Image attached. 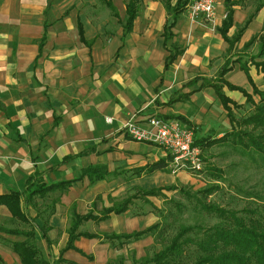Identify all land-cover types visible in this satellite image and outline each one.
I'll list each match as a JSON object with an SVG mask.
<instances>
[{
	"label": "crops",
	"instance_id": "0c3cea01",
	"mask_svg": "<svg viewBox=\"0 0 264 264\" xmlns=\"http://www.w3.org/2000/svg\"><path fill=\"white\" fill-rule=\"evenodd\" d=\"M97 3L0 0V194L21 190L35 173L50 184L74 178L89 164H103L109 174L123 170L119 174L124 175L132 166L152 162L146 157L155 147L128 138L122 125L132 116L144 124L151 115L187 123L185 118L166 116L168 110L177 112L181 103L171 94L162 99L164 91H174L198 74L212 77L225 60L228 43L217 29L210 31L204 19L190 21L184 9V18L180 14L172 28V40L179 34L185 44L183 52L164 69L167 51L161 32L167 13L162 3L153 2L157 13L148 9L138 14L125 34L123 4L122 11L115 9L117 16L112 14L109 36L108 20L97 14ZM77 22L86 43L79 39ZM257 58L264 60V55ZM237 69L245 75L241 84L228 79L227 74ZM248 71L254 82L263 74L255 65ZM224 77L245 90L251 87L237 63ZM206 87L198 88L196 95H214L212 87ZM223 92L236 102L245 100L239 90L224 86ZM158 99L161 106L151 110L149 105ZM83 150L86 153L63 161ZM50 167L62 177L50 174L46 180L43 173Z\"/></svg>",
	"mask_w": 264,
	"mask_h": 264
},
{
	"label": "rangeland",
	"instance_id": "374dc122",
	"mask_svg": "<svg viewBox=\"0 0 264 264\" xmlns=\"http://www.w3.org/2000/svg\"><path fill=\"white\" fill-rule=\"evenodd\" d=\"M98 1L99 5L96 4L97 14L101 15L103 20H108L105 36H109L114 26L112 24L114 16L102 0ZM112 1L116 6L115 9L122 11L125 0ZM232 1L233 24L227 32L228 37L234 36L236 31L243 26L248 15L252 14L253 17L244 28L239 40L234 42L223 56L231 60L239 59V62L248 64L252 60H250L251 56L258 51V36L264 35V0ZM153 2L162 3L161 0L140 1L138 11L140 17L148 9L150 12L153 10V13H157L158 8L154 6ZM149 6L151 8H148ZM259 6L261 7L257 9ZM223 17V0H217L214 20L204 23L207 24L210 31L214 32ZM166 18L169 19L168 16ZM182 18L184 16L181 14L180 19ZM252 21L255 22H253L252 30L249 31ZM245 33H248L246 40L242 41ZM176 35L175 43L183 47L184 42L179 38V34ZM251 36L255 38L251 40L250 44L244 45ZM253 59L258 61L259 58ZM248 66L252 67L253 65L248 64ZM255 67L259 69V66L255 65ZM260 69L263 74L257 77L254 83L259 89H264V65H260ZM227 75L230 81L239 84L245 78L244 73L238 69ZM199 76L201 75L198 74L197 78L203 77ZM187 82L189 81L185 80L180 83L174 91L170 89L164 91L166 93L162 99H168L171 94L176 96L181 103L177 112L166 110V116L180 115V118L187 119L190 125L186 124L192 129L194 128L197 137L216 136L223 131L230 130L229 120L219 100L210 92L196 95L195 91L198 88L197 90L192 89H195L194 87L200 81H197L196 84H185ZM206 88L204 86L201 90L206 91ZM247 88L246 91L251 93L252 88L250 86ZM252 97L254 100L258 99L257 95ZM244 101L237 102L242 106L233 109L236 117L250 111L251 105ZM149 106L151 110L161 106L160 100L158 99L157 102H153ZM122 131L124 130L122 129ZM125 134L128 138L133 139L127 133ZM146 143L155 147L148 152L146 160L156 161L160 157H165L167 167L164 170L136 174L134 171L138 166L135 165L130 170H125L124 175L119 174L122 170L108 174L105 179L94 183H89L84 176L67 189H52L43 194H34L29 197L26 203L20 199L18 205L23 216L19 217L13 216L5 205L0 204V226L6 229H15L20 233L33 231V239L42 260L40 264H138L163 249L180 226L194 224L209 226L218 220L217 217L193 204L187 198V193L196 195L198 190L209 189L205 198L202 194H197V197L222 208L236 210L241 214L247 207L257 206L259 208L262 207L260 204H264V166L259 160H255L238 148H234L230 144H213L204 147L200 151L202 169L193 171L172 163L168 151L161 146L150 142ZM209 167L219 169L221 177L209 174ZM81 169L75 172V177L80 175ZM128 171L130 174H127ZM51 172H53L51 167L47 168L43 173L44 178L46 179L45 175H52ZM53 175L62 177L63 174ZM170 186L173 188H167ZM151 188H160L159 194H144V191ZM256 195H261L260 197L263 198L260 199ZM124 200H127L123 203L126 205L125 211L119 214L110 213L107 218L97 221L89 219L80 222L77 231L96 234L91 238L78 236L73 241L74 246L81 251L75 248L62 250L67 243L68 231L74 213L100 215L106 208ZM155 223H158L157 228L139 238L111 237V235L139 231ZM42 232H45V236ZM24 237V234L0 232V264H21L18 255L12 250L11 242L24 239Z\"/></svg>",
	"mask_w": 264,
	"mask_h": 264
},
{
	"label": "trees",
	"instance_id": "16d2710c",
	"mask_svg": "<svg viewBox=\"0 0 264 264\" xmlns=\"http://www.w3.org/2000/svg\"><path fill=\"white\" fill-rule=\"evenodd\" d=\"M141 0H125V16L122 21L123 33L129 32L133 27V22L139 11V3ZM189 0H161L167 18L162 27V46L167 51L164 58V69H167L177 57L183 52L180 47L172 40L174 33L172 28L175 26L178 16L184 11L185 6ZM105 4L110 8L112 14L117 16L114 5L111 0H104ZM49 3V2H48ZM47 3V6H48ZM224 17L221 24L216 28L221 34L224 41L228 43L227 50L234 42H237L247 24L252 19L250 14L246 18L243 26L239 28L234 36L228 37L227 32L233 24V1L223 0ZM263 6V5H262ZM261 6L257 7L260 8ZM79 39L86 43L83 36V29L80 22H77ZM255 37L251 36L244 45L250 44ZM45 39L43 32L40 39L39 46ZM258 51L253 58L264 55V35H259ZM249 61L248 64L264 65V60ZM237 63L238 67L242 69L251 85L252 91L249 93L243 87L230 83L224 76ZM248 64L246 62H239V59L225 58L222 65L217 69L215 74L210 78L191 79L188 84L196 83L200 80L198 88L203 86L212 87L215 97L219 100L226 116L230 123V130L223 131L220 135L197 137L194 131V144L200 150L206 146L213 144H230L234 148L251 156L255 160H259L264 166V89H259L248 71ZM206 80V81H204ZM226 86L230 90H239L245 97V103L251 105L250 111L244 113L240 117H236L233 109H238L242 106L235 102L232 98L223 92V87ZM253 95H257L258 99L254 100ZM180 115H177L179 117ZM182 119V118H181ZM185 120V119H182ZM188 123V121H186ZM189 124V123H188ZM190 125V124H189ZM194 129V128H193ZM86 153L84 150L78 152L76 155H67L63 157V161L80 156ZM170 157V155H168ZM167 159L160 157L156 161L146 163L143 166L136 168L134 172L139 174L141 172L152 173L157 170H164L167 167ZM209 174L214 177H221V171L215 167H209ZM109 174L107 167L103 164H89L81 169L80 175L68 180H61L55 183L46 184L42 181L39 173L31 174L26 179L25 185L21 190L11 189L9 192L0 194V204L5 205L13 216H23L19 200L26 203L29 197L34 194H43L52 189H67L76 180L86 177L89 183H94L105 179ZM173 188V186L167 187ZM160 189V188H159ZM159 189L151 188L144 191L147 195L159 194ZM209 189L196 191V195L187 193V198L196 204L203 211L217 217V221L209 226L194 224L192 226H180L176 234L171 238L169 243L161 250L153 254L148 259H143L138 264H264V204L262 207L246 208L241 214L236 210L225 209L205 199L197 197V194H202L205 198ZM260 199L261 195H256ZM127 200L110 206L101 212L100 215H93L90 213L84 215L73 214L71 225L68 231L67 243L62 250L69 248L80 249L74 246L73 241L78 236H86L88 238L95 237L94 233H86L77 231L82 220H101L107 218L110 213L119 214L126 210V205L123 204ZM251 207V206H249ZM158 223L151 224L148 227L122 235H111V237L124 238H139L142 235L148 234L157 228ZM0 232L7 234H24V239L15 240L11 242L12 250L18 255L21 264H40L39 249L37 248L34 239L33 231L20 233L15 229H6L0 226ZM45 236V232H42Z\"/></svg>",
	"mask_w": 264,
	"mask_h": 264
},
{
	"label": "built area",
	"instance_id": "2783aa9c",
	"mask_svg": "<svg viewBox=\"0 0 264 264\" xmlns=\"http://www.w3.org/2000/svg\"><path fill=\"white\" fill-rule=\"evenodd\" d=\"M217 0H189L185 6L190 21L199 19L212 22L215 18ZM129 118L122 129L137 141L150 142L168 151L171 162L193 171L202 169L200 148L194 144V130L176 118L151 115L144 124Z\"/></svg>",
	"mask_w": 264,
	"mask_h": 264
}]
</instances>
